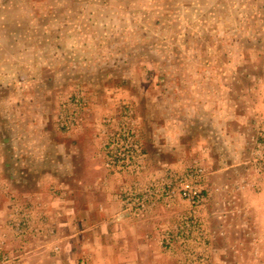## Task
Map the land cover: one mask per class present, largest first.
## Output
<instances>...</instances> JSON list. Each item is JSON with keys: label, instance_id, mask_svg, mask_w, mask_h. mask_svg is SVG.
Masks as SVG:
<instances>
[{"label": "rangeland", "instance_id": "rangeland-1", "mask_svg": "<svg viewBox=\"0 0 264 264\" xmlns=\"http://www.w3.org/2000/svg\"><path fill=\"white\" fill-rule=\"evenodd\" d=\"M263 126L264 0H0L5 264L39 241L45 194L68 209L74 199L83 215L102 197L87 187L109 183L122 210L140 218L183 201L166 200L162 187L195 164L205 168L214 233L231 208L264 227ZM41 170L46 193L19 189ZM72 183L79 190H61ZM134 195L145 196L143 207ZM25 206L19 235L10 217ZM76 221L87 236V218Z\"/></svg>", "mask_w": 264, "mask_h": 264}, {"label": "crops", "instance_id": "crops-1", "mask_svg": "<svg viewBox=\"0 0 264 264\" xmlns=\"http://www.w3.org/2000/svg\"><path fill=\"white\" fill-rule=\"evenodd\" d=\"M34 175V185L19 186V189L31 190L37 195L46 193V184L42 182L47 180L48 172L41 170ZM60 188L64 192L79 190L73 183ZM87 189L91 193L101 192L102 197L90 198L83 208V215L79 210L75 212L74 199L70 202V210L68 200L43 194L42 198L46 200H40L39 208L46 212L47 227L35 245L18 255L20 264H34L37 260L40 264H180L187 257V264H264V233L259 232L263 226L256 222L254 213L245 217L242 212L236 213V208H231L225 216L220 215L223 227L217 225L214 233L212 224L217 219L212 215V207L205 204L198 212L205 229L204 241L197 243L193 239L185 248L176 244L178 241L172 237L175 233L172 228L189 212L186 201H178L168 210L158 206L146 216L136 218L128 214V210H122L111 184L100 183ZM79 218H87L89 222L87 236L80 235L82 230L76 221ZM228 221L229 229L226 228ZM8 233L9 228L3 226L0 229V242L4 246L10 242ZM169 234L170 239L166 238ZM162 238H166L169 246H160Z\"/></svg>", "mask_w": 264, "mask_h": 264}, {"label": "built area", "instance_id": "built-area-1", "mask_svg": "<svg viewBox=\"0 0 264 264\" xmlns=\"http://www.w3.org/2000/svg\"><path fill=\"white\" fill-rule=\"evenodd\" d=\"M256 161L259 165L258 170L264 171V126L262 127L257 142ZM148 194H154V191L150 190ZM162 195L166 200L179 197L186 201L190 207L189 212L181 216L180 227L178 228L177 234L172 237L178 238L185 245L191 243L193 239H195L197 243L204 241L205 229L198 212L200 208L206 204L209 196L206 188L205 168L201 164L192 165L185 172L177 175L173 180L166 182L162 187ZM131 196L133 198V195ZM134 196V199L137 200L139 204V208H141L140 206L143 207L145 204V196ZM130 200V198H126L128 206L131 203ZM26 207L27 206L23 207L24 210L20 214L22 216L19 219H17L19 214H12V217H10L11 223H13L14 226V231L19 235L25 234V225L29 222V215ZM17 212H19V210H17ZM13 220L18 221L15 222ZM43 220L46 221V217H43ZM167 237L170 239L171 235L169 234L166 238ZM10 260L9 253L5 251L2 242H0V264H5ZM12 262L13 264H20V262L15 259L12 260ZM185 264L187 263L185 262Z\"/></svg>", "mask_w": 264, "mask_h": 264}]
</instances>
